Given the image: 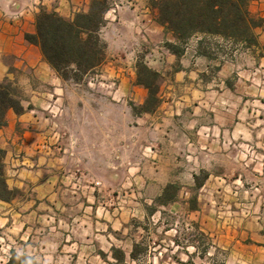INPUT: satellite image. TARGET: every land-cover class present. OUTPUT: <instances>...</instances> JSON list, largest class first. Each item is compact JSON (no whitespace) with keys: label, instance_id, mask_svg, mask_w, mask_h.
Instances as JSON below:
<instances>
[{"label":"rangeland","instance_id":"rangeland-1","mask_svg":"<svg viewBox=\"0 0 264 264\" xmlns=\"http://www.w3.org/2000/svg\"><path fill=\"white\" fill-rule=\"evenodd\" d=\"M122 3L109 0L105 13L113 18ZM248 10L261 20L251 46L200 35L181 43L151 31L113 51L101 37L104 14L103 62L75 81L62 79L71 120L79 123L84 109L88 133L87 145L82 138L81 148L57 149L54 194L39 185L42 170L32 155L7 163L12 181L6 184L0 149L6 185L0 186V264L18 263L13 253L37 264H264V0H249ZM21 15L9 13L14 21ZM201 38L206 56L197 49ZM180 59L187 67L194 62L193 69L166 89ZM108 62L119 66L118 75L109 73ZM143 66L158 75L149 103H139L129 85ZM112 90L120 98L117 149L105 124L103 132L96 128L95 99ZM159 97L190 99L196 106L188 108L201 117L214 113L216 152L193 163L153 145L142 116ZM47 110L61 113L59 105Z\"/></svg>","mask_w":264,"mask_h":264},{"label":"crops","instance_id":"crops-1","mask_svg":"<svg viewBox=\"0 0 264 264\" xmlns=\"http://www.w3.org/2000/svg\"><path fill=\"white\" fill-rule=\"evenodd\" d=\"M88 4L89 0H0V81L8 82L13 90H17L14 93L22 106L19 113L8 109L5 124L0 127L6 184L12 181L8 178L7 163L19 154L32 155L38 163L37 171L42 170L39 178L43 181L39 185L48 187V193L51 191L54 194L57 149L66 150L71 146L76 147V144L81 148L82 138L83 145H87V113L80 109L79 123L71 120L65 83L45 61L39 47L27 42L24 34L35 31L34 18L40 9L54 11L63 18L71 19L75 12L86 10ZM14 10L22 11L21 17L15 21L9 17V13ZM154 15L155 10L150 8L147 0H123L113 18L105 13L106 22L101 28V37L106 41L107 48L113 51L125 41L133 42L139 36H151V31L163 32L166 40H174L172 34L155 21ZM166 53L176 60L175 54L168 50ZM184 55L186 51L180 58ZM179 64L172 78L163 82L166 89H171L189 69H193L194 62L187 67L180 59ZM118 67L108 62L107 69L111 75L119 74ZM129 85L139 93L136 100L142 103L147 98V89L136 84L133 77ZM111 95L106 99H95L96 106L100 107L95 114L99 121L96 122V128L100 131L106 128L111 147L117 149L119 137L114 135V130L119 127L116 113L119 111L120 98L114 97L113 90ZM192 104L190 99L183 97H159L154 109L143 114L145 119L142 122L149 126L153 145L158 146L163 153H182L194 163L199 162L201 155L216 152L217 131L215 114L208 113L207 117H201L193 108L195 104L191 109L188 108ZM51 105L61 107L59 116L48 112L47 107ZM103 107L111 112L110 116H105ZM44 163L46 168L41 169L39 164ZM166 183L168 181L162 184Z\"/></svg>","mask_w":264,"mask_h":264},{"label":"trees","instance_id":"trees-1","mask_svg":"<svg viewBox=\"0 0 264 264\" xmlns=\"http://www.w3.org/2000/svg\"><path fill=\"white\" fill-rule=\"evenodd\" d=\"M155 10V20L172 34L176 41L185 43L194 35L218 37L245 46L257 44L254 29L261 26V20L255 19L248 10L249 0H147ZM109 0H89L86 11L76 12L66 19L54 11L40 10L34 19V33H25L27 42L37 45L45 61L63 79H79L104 60L105 42L99 37V29L104 25V14ZM202 38L197 41L201 49ZM175 54L181 52L167 44ZM157 73L143 66L137 70L136 83L147 89L145 103L156 99L157 89L154 81ZM8 109L22 111L19 99L8 82L0 81V127L5 124ZM146 110V109H145ZM2 152L0 151V157ZM0 186L6 185L0 170ZM18 263L37 264L25 254L12 255Z\"/></svg>","mask_w":264,"mask_h":264}]
</instances>
